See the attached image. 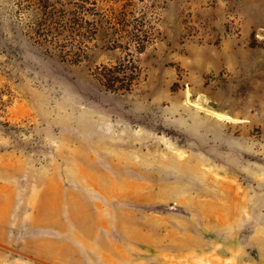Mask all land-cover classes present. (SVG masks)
Masks as SVG:
<instances>
[{"label":"rangeland","instance_id":"obj_1","mask_svg":"<svg viewBox=\"0 0 264 264\" xmlns=\"http://www.w3.org/2000/svg\"><path fill=\"white\" fill-rule=\"evenodd\" d=\"M29 1L0 0V264H264V0Z\"/></svg>","mask_w":264,"mask_h":264},{"label":"trees","instance_id":"obj_2","mask_svg":"<svg viewBox=\"0 0 264 264\" xmlns=\"http://www.w3.org/2000/svg\"><path fill=\"white\" fill-rule=\"evenodd\" d=\"M115 0H106V2H114ZM30 5L34 6L35 8L43 11H48L51 7H54L56 5H61L65 7H71L76 9V11H79V13L86 12L92 9V11H95L93 9H96L97 4L99 3L97 0H30ZM115 3V2H114ZM90 5L91 7H87ZM46 21V20H45ZM103 21H99L98 23H102ZM106 22L109 23H115V24H121V16L113 14L110 19L106 20ZM117 32V31H116ZM115 33L107 34V36H114ZM138 44H141L143 41L139 38ZM142 49V48H141ZM118 70V69H116ZM118 74H120V69L117 71ZM119 77H116L114 80L109 81L107 83V87L112 90L122 89V86H117V84H120Z\"/></svg>","mask_w":264,"mask_h":264},{"label":"water","instance_id":"obj_3","mask_svg":"<svg viewBox=\"0 0 264 264\" xmlns=\"http://www.w3.org/2000/svg\"><path fill=\"white\" fill-rule=\"evenodd\" d=\"M197 104L200 105H205L206 107H209L213 110H218L219 109V104L213 102V101H207L206 102V96L203 94H200L197 96L196 101ZM223 114L229 115L230 114V110L229 109H225L223 108L221 111Z\"/></svg>","mask_w":264,"mask_h":264},{"label":"bare ground","instance_id":"obj_4","mask_svg":"<svg viewBox=\"0 0 264 264\" xmlns=\"http://www.w3.org/2000/svg\"><path fill=\"white\" fill-rule=\"evenodd\" d=\"M221 116V115H220ZM221 117H225V116H221Z\"/></svg>","mask_w":264,"mask_h":264}]
</instances>
